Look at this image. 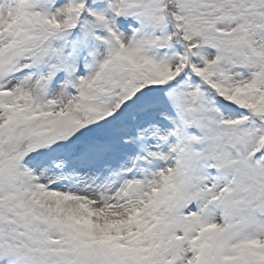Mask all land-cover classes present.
Here are the masks:
<instances>
[{
    "label": "snow or ice",
    "instance_id": "6c2138e0",
    "mask_svg": "<svg viewBox=\"0 0 264 264\" xmlns=\"http://www.w3.org/2000/svg\"><path fill=\"white\" fill-rule=\"evenodd\" d=\"M0 264H264V0H0Z\"/></svg>",
    "mask_w": 264,
    "mask_h": 264
}]
</instances>
